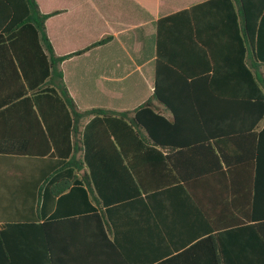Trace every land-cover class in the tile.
Listing matches in <instances>:
<instances>
[{
	"label": "trees",
	"instance_id": "obj_1",
	"mask_svg": "<svg viewBox=\"0 0 264 264\" xmlns=\"http://www.w3.org/2000/svg\"><path fill=\"white\" fill-rule=\"evenodd\" d=\"M48 17L35 0H0V115L20 113L17 131H39L47 145L46 167L52 168L44 182L53 178L43 194L38 192L33 198L34 216L5 222L0 239L42 238L49 254L53 222H40L41 211L50 208L45 196L57 197L58 205L89 198V209L95 205L104 209L98 217L108 232H114L113 241H107L110 254L123 263L113 220L116 209L141 202L142 195L148 205L151 194L164 190L191 192L198 179L208 176L214 188L229 193L235 221L225 229L229 231L214 229L215 237L202 238L200 245L209 243L213 264H264V213L249 215L236 207L247 202L253 208L264 204V128L254 131L264 120V80L245 62L249 51L252 61L264 67V0H206L159 18L153 93L123 112L78 109L64 84L61 64L106 39L56 55L46 34ZM196 64L202 68L195 71ZM227 64L239 65L238 74L247 79L235 97L225 80L230 73ZM167 69L176 79L181 77L179 85L163 83ZM200 81L201 93L217 98L214 116L195 107ZM177 93L186 96L182 104L188 115L179 116L166 96ZM238 100L249 102L247 124L240 122L245 119L238 123L232 117ZM154 102L172 117L162 116ZM235 140L240 147L233 152L229 143ZM208 142L212 158L206 150L195 151ZM225 232L235 239L244 234L249 247L240 248L235 239L232 248L221 247L219 237ZM180 257L175 254L157 264H178ZM48 261L56 264L51 256Z\"/></svg>",
	"mask_w": 264,
	"mask_h": 264
},
{
	"label": "crops",
	"instance_id": "obj_2",
	"mask_svg": "<svg viewBox=\"0 0 264 264\" xmlns=\"http://www.w3.org/2000/svg\"><path fill=\"white\" fill-rule=\"evenodd\" d=\"M204 1L35 0L39 11L49 15L45 29L56 55H65L106 39L80 56L64 61L61 68L64 84L79 110L102 108L115 112L133 110L153 93L156 21ZM76 39L87 40L76 43ZM177 52L180 54L182 50ZM245 62L264 80V67L252 61L249 51ZM194 68L196 71L202 67L196 64ZM225 68L230 71L225 77L227 87L235 97L244 89L247 79L243 73L241 77L238 74L239 65L227 64ZM167 70L163 79L166 87L179 85L181 77L178 75L176 79L174 73ZM199 84V93L194 96L195 107L201 113L205 108L214 116L213 103L217 98L201 93V81ZM166 96L179 116L188 115V108L182 104L185 95ZM234 104L232 117L239 123L247 116L245 106L249 102L238 100ZM154 105L162 116L172 117L165 107L157 102ZM20 118V113L0 115V230H6L5 222L33 217V198L38 192L43 194L53 182V178L44 182L52 171L46 167L49 163L44 158L47 148L44 138L39 131H17L16 121ZM247 121L248 118L240 122L247 124ZM262 128L264 120L254 131L258 133ZM229 144L233 152L240 147L238 140ZM196 150H206L210 158L213 156L210 142ZM213 184L210 177L204 176L191 186V192L164 190L151 194L148 205L143 203L142 195L141 202L117 208L113 220L117 223V243L126 260L123 263L110 254L107 241H113L114 232L112 229L108 232L98 217L103 208L95 205L89 209V198L58 205L57 197L45 196V204L50 202V208L41 211L40 222H53L48 240L49 254L42 238H1L0 264H49L48 256L56 264H157L175 254L181 255L178 264H213L209 243L200 245V240L215 237L214 229L229 231L225 229L233 227L235 221L229 193L214 188ZM236 207L249 215L264 213V204L253 208L247 202ZM56 212L62 214L56 215ZM219 238L225 249L232 248L235 240L240 248L249 247V238L244 234L235 239L225 232Z\"/></svg>",
	"mask_w": 264,
	"mask_h": 264
},
{
	"label": "rangeland",
	"instance_id": "obj_3",
	"mask_svg": "<svg viewBox=\"0 0 264 264\" xmlns=\"http://www.w3.org/2000/svg\"><path fill=\"white\" fill-rule=\"evenodd\" d=\"M85 40H87V39H76L75 41H76V43H78L79 41H85ZM80 43H82V42H80ZM89 61L92 63V59H89Z\"/></svg>",
	"mask_w": 264,
	"mask_h": 264
}]
</instances>
